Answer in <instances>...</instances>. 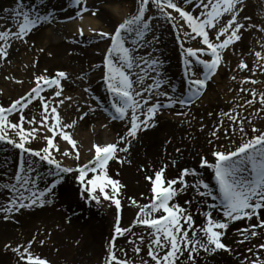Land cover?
Instances as JSON below:
<instances>
[{"label":"snow or ice","instance_id":"1","mask_svg":"<svg viewBox=\"0 0 264 264\" xmlns=\"http://www.w3.org/2000/svg\"><path fill=\"white\" fill-rule=\"evenodd\" d=\"M136 5L135 13L119 22L113 30L89 29L92 35L85 37L84 28L79 27L78 39L72 41L110 42L103 64L95 66L104 69L103 83L111 95L109 105L105 106L99 97L90 95L95 107L87 103V111H82L79 106L77 111L80 112L79 121L100 110L110 121L124 122L126 131L116 142L94 144L90 149L94 150V157L83 165L71 167L65 164L62 158L79 161L80 149L71 132L78 120L65 122L59 110L66 100H72V97L60 98L63 94L61 82L68 78L64 71H58L51 78L36 76L34 86L26 94L8 106L0 104V144L19 152L15 173L6 177V182H0V192L6 190L8 193L7 203L0 205V212L4 213L6 220L22 210L42 208L52 203L58 186L72 173H76L81 199L99 204L98 194H102L103 199L112 200L106 190L110 188L113 193H119L121 186L119 180L109 175V163L113 160L124 162L118 152L127 153L141 132L156 127V117L162 114V110L190 108L225 64V53L242 41L246 31L264 34V24L251 23V17L242 16L245 0H136ZM69 8L73 14L59 20L55 11L47 9L45 0H37L34 4L15 0V4L0 15V62L8 61L14 42L27 44L30 35L41 26L54 21H83L85 14L96 17L101 11L100 0L94 5H89L88 0H69L62 11ZM157 21L167 23L175 32L183 58V87L171 82L164 71L165 62L157 54L160 43V36L156 34ZM193 41L200 46H191ZM257 42L260 50L249 53L255 58V69H250L243 60L238 64L239 69L248 70L253 75L257 70H264V40ZM16 83L22 81L16 80ZM242 83L255 85L260 81L246 79ZM49 89L54 91L51 96H46L44 93ZM249 91L251 99L247 104L259 103L264 111V92ZM84 92L91 94V89L86 87ZM34 101L41 109L39 121L35 114L25 115V110ZM176 114L186 113L177 111ZM14 115L16 120L12 119ZM225 115L238 126L241 142L231 150L213 151L212 161L202 157L199 167L211 170L214 185L203 179L190 183L186 178L201 175L194 168H185L179 177L170 180L165 178L166 168L156 171L154 177H146L152 185V195L150 203L138 205L136 223L149 230L148 256L153 264H198L201 252H231L224 237L235 222L255 221L238 230L243 237L238 241L241 244L259 236L258 229L264 230V128L253 126V135L248 137L244 126L247 118ZM235 130L233 127L232 131ZM57 138L66 141L71 150H61ZM41 139L45 141L43 146L33 148L32 144ZM42 167L46 171L42 172ZM189 189L200 198L196 203L198 214L205 217L204 225H196L191 211L193 200H186L183 206L176 202V198ZM113 202L120 209V200L114 199ZM214 213L217 214L215 217ZM129 231V228L119 226L117 220V236ZM139 239L142 244L144 237ZM33 242L34 239L27 246L18 245L12 251L19 255L23 264H49L31 252ZM256 248V252L248 249L253 258H245L242 264H264L259 255L260 250H264V243ZM134 251L139 254L141 248L135 247ZM107 264H130L127 259L117 257L115 237L108 250Z\"/></svg>","mask_w":264,"mask_h":264},{"label":"rangeland","instance_id":"2","mask_svg":"<svg viewBox=\"0 0 264 264\" xmlns=\"http://www.w3.org/2000/svg\"><path fill=\"white\" fill-rule=\"evenodd\" d=\"M91 1L88 0V3ZM107 1L109 0H103L102 5L108 4ZM112 1L118 2L121 9L122 4H126L123 15L125 18L135 13L136 0ZM26 3L34 4L36 0H26ZM45 3L48 10L56 12L59 20H64L67 16H71L69 15L71 13L70 8L68 11H62L68 6L69 0H45ZM14 4L15 0H0V15L4 14V9L10 8ZM100 16L101 11L96 17H92L90 14H85L84 17L94 18L98 21L101 18ZM242 16L251 17V23L264 24V0H245ZM76 22L78 20H73L69 23H57L54 21L52 24L41 26L34 31L28 38L27 44L22 42H14L12 44L8 61L0 62V104L8 106L12 101L26 94L34 86L36 76L46 75L51 78L58 71H64L68 74V78L61 82L63 94L60 98L72 97V100H66L65 104L60 106L59 109L65 122L78 120L80 115V112L77 111L78 106L82 111H87V103H92L95 107V102L90 100V95L99 97L101 103L105 106L109 105L111 95L106 91L103 83L104 69L103 67L97 68L95 66L103 64L106 49L109 47L110 42L108 40H99L100 43L105 44L100 47L99 54H97L99 58L96 59L95 64L87 66L74 63L73 59L77 55V59L83 61L86 57V51L95 43L90 45L87 42H72L75 37L71 28ZM115 24L117 25L118 23L115 22ZM157 24L159 27L156 29V34L160 36L157 54L165 62L164 71L168 73L167 76L173 84L176 78L178 80L180 78L179 87H183V58L175 32L163 21H157ZM105 28V31L114 29V27ZM45 29L51 31V34H55L56 38L54 39L58 41H62V39L69 40V43H66L68 47L63 56L60 57V61H57L54 51L52 52L48 49L50 43L45 44L44 48L37 49L35 47V36ZM258 40H264V34L256 31H246L242 41L238 42L234 49H230L225 53V64L222 65L215 76L217 79L214 80L213 78L203 95L191 105L195 108L184 112L186 113L185 115H177V110H162V114L156 117L157 130L161 122H168L179 129H191L195 132L193 143L198 145L196 149L191 151L193 154L190 157L194 160L190 161V166L182 167L172 174H169L168 171L165 173L166 179H175L180 176L183 169L194 168L201 175L199 177L186 178L190 183L195 179H203L210 185L215 184L211 170L199 167L202 157L212 161L214 159L212 156L213 151L222 148L231 150L241 142L238 126L225 114L247 118L244 126L248 137L253 135L251 131L253 126L264 128L262 106L259 103L247 104V100L251 99L249 90L255 89L258 93L264 92V70H257L255 75H253L248 70L238 68V64L243 60L250 69H255V58L249 53L252 50H260ZM191 46L198 47L200 45L193 41ZM172 72L174 76L171 74ZM233 76H235V79L232 78ZM7 77H13L14 79H7ZM81 77L85 78L81 79ZM246 79H256L260 83L255 85L242 83ZM16 80H20L22 83H16ZM86 87L91 89V94L84 92ZM242 88L244 91H241ZM53 91V89H49L44 94L51 96ZM33 114L36 115L39 121L41 109L38 102L35 101L33 105L29 106V109L25 110L26 116L30 117ZM16 118L15 115L12 117L13 120H16ZM113 122L117 126H113ZM103 123L107 124L108 127L104 128ZM233 127L236 128L235 132L232 131ZM125 131L124 122L110 121L107 115L100 110L94 114L90 113L84 120H78L76 126L71 130L80 149L79 161L67 158L62 159H64L67 166L83 165L94 157V150H90L93 149L94 144H102L105 137L112 138V141L104 144L114 143ZM214 132L215 135H213ZM56 142L61 150H71V146L66 141L57 138ZM44 143L45 141L41 139L38 142H34L32 147L40 148ZM170 145V141L166 138L163 142L159 141L154 145H149L147 142L132 141L126 159L127 169L129 172L132 169L136 171L133 166H129V162L135 163L136 159H141L152 153L155 155L156 151L157 154L161 153L164 156V153L167 152L166 149ZM4 148L7 150H0V182H6V177L15 173L19 159L18 150L11 146L0 144V149ZM58 158L61 157L58 156ZM111 162L119 164L118 160ZM158 165H161V163ZM111 169L112 167L109 168V175L119 180L121 186L119 193H113L110 188L106 190L113 197L112 200L103 199L102 194H98L100 195L99 204L95 202L88 203L81 199L79 185L75 179L76 173H72L67 175L62 184L58 186L52 203L45 204L42 208L34 207L33 209L22 210L7 220L4 218V213L0 212V264H23L19 255L13 252L12 249L18 245L27 246L28 242L33 239L31 252L46 259L49 264H107L108 250L114 237L117 257L122 260L127 259L130 264H144L145 261L148 264H153L148 256L149 230L137 224L136 221L139 213L138 205L150 203L149 198L152 195V185L146 177H154L155 172L143 175V180H134L132 182L134 187H139L140 184L145 185L149 198L144 197L145 199L142 201L141 198L137 199L135 197L137 192L133 194L126 186L128 183L122 178L124 171L115 176L110 171ZM41 171H46V168L42 167ZM139 172L137 171L136 173ZM41 187H43V183ZM7 197L8 193L6 190L0 192V205L7 203ZM114 199L120 200V209L116 208L113 202ZM189 199L194 201L191 205V211L194 214L196 225H204L206 223L205 217L198 214L196 203L200 198L193 189H189L185 194L178 196L176 202L183 206L184 202ZM133 201L136 203H133ZM216 215L214 213V217ZM117 220H119V226L130 229L123 236H117L115 233ZM254 222L240 221L232 223L227 235L224 237V241L231 247L232 251H217L214 254L201 252L198 264H242L245 258L251 260L253 255L248 252V249L252 248L253 252H256V246L264 243V230L258 229L260 235L246 240L243 244L238 243L239 240L243 239L238 230ZM141 236L144 237L142 244L139 239ZM9 245L10 247H7ZM135 247L141 248L139 254L134 251ZM259 255L261 259H264V250H260Z\"/></svg>","mask_w":264,"mask_h":264},{"label":"bare ground","instance_id":"3","mask_svg":"<svg viewBox=\"0 0 264 264\" xmlns=\"http://www.w3.org/2000/svg\"><path fill=\"white\" fill-rule=\"evenodd\" d=\"M96 3H97V0H92L91 2H89V5H94ZM107 3L108 4L106 5H102L103 0H100V7H101L100 17L101 18L98 21L97 19H94V18L84 17L83 21L78 20V22L73 24L71 29L73 31V35L75 38L78 39L77 29L79 27H83L84 32H85V37H89L92 35V33L88 30L89 28L96 29V30L97 29L106 30L105 27L115 28L116 26L115 22L119 23L125 18L123 15L125 12L124 8H126V4H122V9H121L118 2L109 0L107 1ZM72 14H73V10H71V13H69V15H72ZM54 38H56V35L51 34V31L45 29L43 32L35 36V40H36L35 47H37V49L44 48L45 44L47 45L48 43H50L48 49L52 52L54 51V53L56 54L57 61H60L61 59L60 57L63 56L65 50L68 47L67 44L69 43V40L62 39V41L61 40L58 41L57 39H54ZM55 42H58V43H55ZM85 42L89 43L90 45L93 44L94 42L95 43L94 45H91L92 47L89 50L86 51V57L83 59V61L80 59H77L78 57L77 55L76 58L73 59V62L74 63L76 62L77 64H80V65L83 64V65L88 66V65L96 63L97 61L96 59L99 58L97 55L99 54L98 53L100 51L99 49L100 47H103L105 43H100L99 41L96 42V41H87V40ZM60 63L63 64L62 62ZM166 74L168 75V73ZM171 74L174 76L173 72ZM216 79L217 77L216 78L214 77V80ZM179 80L181 79L179 78ZM179 80L178 78H176V81H174V84L177 87L180 86ZM193 108L195 107L190 106V108L172 109V110L187 112V111L192 110ZM112 125L117 126L114 122L112 123ZM155 128L151 130L148 129L147 131L141 132L138 138L133 141L147 142L149 145H154L158 143L159 141L163 142V140L166 138L170 141L171 145L168 146V148L166 149L167 152L164 153V156L163 154L161 155V153L157 154V151H156L155 155L154 153L150 154L149 156L146 155L141 159H136L137 161L135 163L130 161L129 166H133V168H135L136 171L132 169V171L129 172V170L126 167L127 166V163H126L127 154H129V152L127 153L118 152V157L123 159L124 162L123 163L119 162V164L115 162H111L110 167H109V168L112 167L110 171L115 176H117L118 173H121V171H124V173L122 174V178L124 179L126 183H128L126 186H128V189H130L133 194L137 192L135 197H137V199L141 198L142 201L145 199L144 197L149 198L146 192V187L143 184H140L139 187H134V185L132 184L134 180L136 181L143 180L144 178L143 175L159 171L161 170V168H166L165 173L169 171V174H172L173 172L180 170L182 167L190 166V161L194 160L192 157H190L191 154H193L191 153V151L193 149H196L198 146L197 144L195 145V143H193V140L195 138V132L191 129H187V128L179 129L176 126L171 125L168 122H165V123L161 122L158 127V130L157 128L156 129ZM103 140L104 141H102V144L106 142H111L112 138L105 137ZM159 163H161V165H158ZM137 171L138 172L140 171V172L136 173Z\"/></svg>","mask_w":264,"mask_h":264}]
</instances>
